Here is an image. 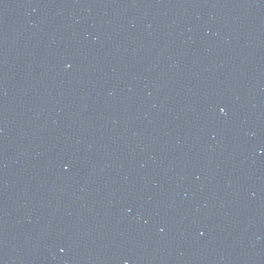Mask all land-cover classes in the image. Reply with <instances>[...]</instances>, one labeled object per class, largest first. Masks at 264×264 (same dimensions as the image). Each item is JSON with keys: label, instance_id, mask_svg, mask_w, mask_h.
Here are the masks:
<instances>
[{"label": "water", "instance_id": "1", "mask_svg": "<svg viewBox=\"0 0 264 264\" xmlns=\"http://www.w3.org/2000/svg\"><path fill=\"white\" fill-rule=\"evenodd\" d=\"M0 264H264V0H33L15 17Z\"/></svg>", "mask_w": 264, "mask_h": 264}]
</instances>
